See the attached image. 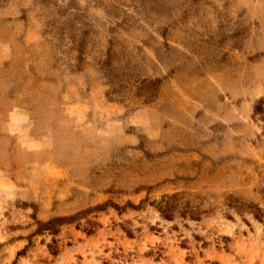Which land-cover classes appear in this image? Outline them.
<instances>
[{
    "label": "rangeland",
    "instance_id": "rangeland-1",
    "mask_svg": "<svg viewBox=\"0 0 264 264\" xmlns=\"http://www.w3.org/2000/svg\"><path fill=\"white\" fill-rule=\"evenodd\" d=\"M0 264H264V0H0Z\"/></svg>",
    "mask_w": 264,
    "mask_h": 264
},
{
    "label": "trees",
    "instance_id": "trees-1",
    "mask_svg": "<svg viewBox=\"0 0 264 264\" xmlns=\"http://www.w3.org/2000/svg\"><path fill=\"white\" fill-rule=\"evenodd\" d=\"M259 105H260L259 103L255 105L256 111L259 110V107H260ZM178 196H179V193L176 192L171 195H164L161 198V200L157 203V209L160 215L165 219H172L175 213H180V215L183 217L188 215L190 216V218L197 220L200 210H198L195 207L190 208L188 205L183 204V202L179 201ZM233 206L236 207V209H240V210L245 209V207L251 208L253 209L252 213L254 214L256 218L262 217L261 209L256 205L244 204L239 201H236V203L233 204ZM92 209H102V206H95ZM90 210L91 209H88L83 212L85 213ZM83 212H79L77 214L70 215V216L52 217L48 221L39 222V230H49L52 233H56L58 231L57 227L59 225L66 223V222H71L74 218H76V216H78V214H81ZM53 253H55V251H53Z\"/></svg>",
    "mask_w": 264,
    "mask_h": 264
}]
</instances>
